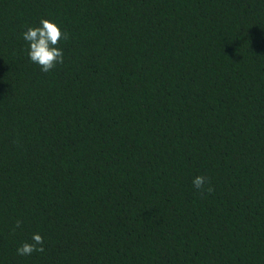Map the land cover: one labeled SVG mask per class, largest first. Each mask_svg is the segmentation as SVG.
Returning a JSON list of instances; mask_svg holds the SVG:
<instances>
[{
    "label": "trees",
    "instance_id": "1",
    "mask_svg": "<svg viewBox=\"0 0 264 264\" xmlns=\"http://www.w3.org/2000/svg\"><path fill=\"white\" fill-rule=\"evenodd\" d=\"M0 264H264V0H0Z\"/></svg>",
    "mask_w": 264,
    "mask_h": 264
},
{
    "label": "clouds",
    "instance_id": "2",
    "mask_svg": "<svg viewBox=\"0 0 264 264\" xmlns=\"http://www.w3.org/2000/svg\"><path fill=\"white\" fill-rule=\"evenodd\" d=\"M23 39L29 43L28 56L30 60L39 65L42 72L51 71L57 64L63 63V51L58 47L62 39L68 38L67 33L62 32L60 27L49 19H41L40 26L28 27L22 34ZM206 183L204 176H196L193 185L202 189ZM211 192L212 188L209 187ZM19 226V221H17ZM44 240L39 233H34L31 242H24L17 248V254L28 256L35 252H43Z\"/></svg>",
    "mask_w": 264,
    "mask_h": 264
}]
</instances>
